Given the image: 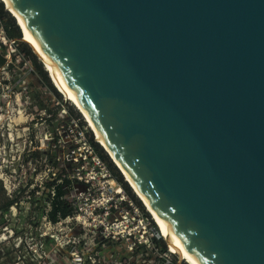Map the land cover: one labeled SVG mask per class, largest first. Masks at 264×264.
<instances>
[{"label":"water","instance_id":"water-1","mask_svg":"<svg viewBox=\"0 0 264 264\" xmlns=\"http://www.w3.org/2000/svg\"><path fill=\"white\" fill-rule=\"evenodd\" d=\"M12 1L203 264H264V0Z\"/></svg>","mask_w":264,"mask_h":264},{"label":"rangeland","instance_id":"rangeland-1","mask_svg":"<svg viewBox=\"0 0 264 264\" xmlns=\"http://www.w3.org/2000/svg\"><path fill=\"white\" fill-rule=\"evenodd\" d=\"M10 15L14 17L11 13ZM14 19L23 37L18 21L15 17ZM3 21L4 19L1 21L2 25ZM6 47L10 51L8 43ZM16 54L11 66L0 67V195L16 200L8 209L0 210V264H76L70 252H80V246L88 239L86 232L76 224L66 225L64 222L58 224L57 232L50 230L42 219L48 184L41 188L36 182V174L43 170L48 174L47 168L51 167L46 165L47 161L43 162V158L44 154L46 159L52 155L51 142L56 134V119H48L50 117L46 110H57L54 106L56 99L44 87L28 58ZM43 68L63 100H66V105L74 106L55 85L44 64ZM80 116L95 140L94 133L81 113ZM34 151L40 154L37 156L33 154ZM112 163L114 164L113 161ZM122 181L126 182L123 176ZM128 187L138 199L130 185ZM144 210L149 214L151 225L157 228L145 207ZM158 232L164 241V235L161 231ZM98 241L99 238L96 239V249L90 260L94 264L164 263L159 257H154L153 253L135 254L122 242L102 244ZM166 249V256L176 260L177 264H188L167 243Z\"/></svg>","mask_w":264,"mask_h":264},{"label":"built area","instance_id":"built-area-1","mask_svg":"<svg viewBox=\"0 0 264 264\" xmlns=\"http://www.w3.org/2000/svg\"><path fill=\"white\" fill-rule=\"evenodd\" d=\"M6 43L11 46V52L8 49L6 52L9 58V54L15 53L16 49L12 42H8L0 21V48ZM65 101L56 99L54 102L57 108L56 134L51 142L54 156L46 159L44 154L43 158V162L47 161L46 165L51 167L47 168L48 174L44 170L36 174L38 186L45 188L48 184L42 219L53 232L59 230L58 224L62 222L66 225L76 224L85 230L88 239L80 246V252H70L76 264H94L90 260L97 238L100 240L98 243L102 244L122 242L131 251L141 247L143 255L153 253L154 257L164 261L163 264L176 262L159 249L156 239L160 237L153 231L155 226L151 225L144 210L126 191L124 181L117 178L98 154L89 139L88 126L83 124L80 117L69 114ZM58 187L64 191L62 199L72 207V213L65 217L58 216L52 222L48 212Z\"/></svg>","mask_w":264,"mask_h":264},{"label":"bare ground","instance_id":"bare-ground-1","mask_svg":"<svg viewBox=\"0 0 264 264\" xmlns=\"http://www.w3.org/2000/svg\"><path fill=\"white\" fill-rule=\"evenodd\" d=\"M4 4L5 9L9 11L18 21V24L22 30V39L30 45L34 53L37 54L38 58L42 61L44 66L47 68L50 77L54 81L55 85L61 91V93L68 99L75 108L83 115L86 123L89 125L91 131L94 133L95 141L105 150L109 155L111 160L114 162L120 173L122 174L124 180L130 185L142 205L150 213L154 219L158 230L164 235V238L168 246L174 248L181 259L185 260L188 264H203L199 259L198 255L194 253L179 236V234L172 228V226L163 218L156 210V208L151 204L150 200L147 198L143 189L137 183V181L129 174L123 165L122 160L119 158L117 153L111 147L109 142L103 137L96 124L93 122L88 110L82 100L78 97L72 86L66 80L65 76L55 65L54 61L50 57L49 53L46 51L44 45L39 40L33 29L30 27L26 21L23 14L17 8L12 0H1ZM161 236V234H160Z\"/></svg>","mask_w":264,"mask_h":264},{"label":"trees","instance_id":"trees-1","mask_svg":"<svg viewBox=\"0 0 264 264\" xmlns=\"http://www.w3.org/2000/svg\"><path fill=\"white\" fill-rule=\"evenodd\" d=\"M3 5L4 4L0 1V21H2L4 19L3 28H4L5 35H6L8 42H12L11 44L15 47V49L17 51L16 53H19L20 55L26 56L28 58L31 65L33 66L35 71L38 73L39 78L42 80L44 87L47 88V90L53 94L55 99L63 101L61 94L57 91V89L55 88V86L51 82V80L47 74V71L44 70L43 63L39 60V58L33 52L30 45L27 44L25 41L21 40L22 34H21V31H20L18 25L16 24L14 17H12L8 11L4 10ZM6 52H7V47L5 45H1V48H0V67L5 68L8 66H11L13 63L12 61L15 60V54L16 53L15 54L10 53L9 54L10 57L7 58ZM65 105H66V102H65ZM66 106L68 108L69 114L81 118L80 113L76 109H74V106H72V105H66ZM56 113H57L56 109L53 111L46 110V114L50 117V118H48L50 120L56 119ZM81 120H82V118H81ZM82 122L84 124L83 120H82ZM89 139H90L91 143L93 144V146L95 147V149L97 150L98 154L101 156V158L103 160H105V162L109 165L111 171L117 176V178L119 180L122 181V175L119 172L118 168L116 167L115 164L112 163L109 155L105 152V150L93 139L92 133H90V132H89ZM33 154H36L38 156L40 154V152L34 151ZM126 183L127 182H124V187H125L126 191L133 197V199L137 202V204H139V206L144 210V207L142 206L140 201L130 191V188L128 187L129 184L127 183L128 184L127 185ZM63 193H64V191L61 188H59V187L56 188V193H55V196L52 200V207L48 212V218L52 222H54L58 216L65 217V216L71 214V212H72L71 211L72 208L70 207L68 202L61 199V196L63 195ZM15 202H16V200H14L12 198L4 197L3 194H2V197L0 195V210L8 209ZM144 212H145L146 216L149 217V214L145 210H144ZM156 242L158 244L159 249L162 252H165L167 250L166 249V243L161 238L156 239ZM140 250H141V247H137L132 252L137 254V252H140ZM172 264H176V262L174 261ZM183 264H185V263H183Z\"/></svg>","mask_w":264,"mask_h":264}]
</instances>
